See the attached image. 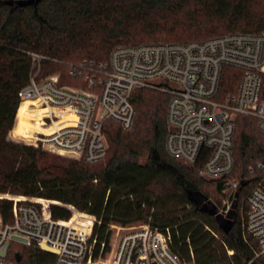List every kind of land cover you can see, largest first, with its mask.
<instances>
[{
    "label": "trees",
    "instance_id": "1",
    "mask_svg": "<svg viewBox=\"0 0 264 264\" xmlns=\"http://www.w3.org/2000/svg\"><path fill=\"white\" fill-rule=\"evenodd\" d=\"M15 1L0 0V194L57 201L95 216L97 253L111 239L109 228L114 231L112 251L99 262L113 259L122 234L148 224L170 235L172 250L183 260L264 264V256H256L257 242L243 232L249 213L247 195L264 178V135L254 118H237L235 167L227 178L239 180L235 191L224 188L225 180L203 179L199 166H188L168 154L170 96L157 90L135 94L136 118L131 129L105 122L108 151L98 163L65 158L8 139L17 121L19 93L33 74L40 79L59 74L63 84L76 85L72 68L85 62H107L121 46L187 44L232 33L262 34L264 0H42L25 7L10 4ZM34 54L44 59L37 63ZM240 75L236 69L226 70L224 93L237 89ZM23 112L31 113L33 120L40 117L30 106ZM42 129L33 126V137ZM190 192H201L218 210L212 193L227 197L233 206L238 192L237 209L226 216L213 215L196 208ZM11 209V202H0L5 220ZM52 210L57 219L71 216L59 206ZM229 214L234 217L228 218ZM23 246L11 252V244L9 258L15 260L19 252L21 264H54L55 254Z\"/></svg>",
    "mask_w": 264,
    "mask_h": 264
},
{
    "label": "built area",
    "instance_id": "2",
    "mask_svg": "<svg viewBox=\"0 0 264 264\" xmlns=\"http://www.w3.org/2000/svg\"><path fill=\"white\" fill-rule=\"evenodd\" d=\"M35 62L44 59L34 54ZM228 68L241 72L237 89L224 93ZM76 85L63 84L59 74L38 78L33 74L20 91V105L40 113L43 128L32 147L69 159L94 164L106 158V121L124 130L136 118L135 94L143 89L170 96L167 107L168 154L188 166H199L207 181H224V188L237 190L239 180H227L235 167L234 145L237 118H254L264 135V33H232L187 44H145L114 49L107 62H85L72 68ZM19 105V106H20ZM17 117V115H16ZM16 122V121H15ZM259 168H262L259 165ZM22 197V196H21ZM0 195L12 203L5 220L0 211V264H21L5 257L3 250L13 235L28 240V246H47L55 252L54 264H106L112 251L98 239L95 216L61 202ZM249 213L244 235L257 242L256 256H264V180L247 195ZM67 209L68 219H57L52 208ZM232 209L226 200L223 213ZM145 228L120 236L109 264H199L183 260L171 248V238L145 224Z\"/></svg>",
    "mask_w": 264,
    "mask_h": 264
},
{
    "label": "water",
    "instance_id": "3",
    "mask_svg": "<svg viewBox=\"0 0 264 264\" xmlns=\"http://www.w3.org/2000/svg\"><path fill=\"white\" fill-rule=\"evenodd\" d=\"M41 1L42 0H17L15 2H11L10 4H15L18 7L36 6ZM9 141L17 143V144H20V145L32 147V145H27L26 143H19V142L13 141L11 139H9ZM62 157L68 158L67 155H62ZM238 196H239V193L237 192L235 194V201L233 202V206H232L233 210L237 209L236 199L238 198ZM189 197H190V200L192 201V203L196 206V208L202 207L203 210H205V211H207V212H209V213H211L213 215H218V213H219L218 208L216 206H214L211 202H209V198L207 196H205L204 194H202L201 192H190L189 193ZM233 217H234V214H229L228 215V218H233ZM218 218H219V220L221 222L222 221L225 222L223 217L219 216ZM221 224L223 226H225L223 223H221ZM11 239H12L13 242H17V243H20L22 245H27L28 244V240L27 239L21 238L19 236L13 235L11 237ZM9 247H10V245H8L3 250V252L1 253L2 257L6 256L7 250H8ZM42 250H44L46 252H49V253H52V254H55V252L52 251L51 249H49L47 246L42 247ZM15 259H16V261L18 263H21L22 256H21V254L19 252L15 253Z\"/></svg>",
    "mask_w": 264,
    "mask_h": 264
},
{
    "label": "rangeland",
    "instance_id": "4",
    "mask_svg": "<svg viewBox=\"0 0 264 264\" xmlns=\"http://www.w3.org/2000/svg\"><path fill=\"white\" fill-rule=\"evenodd\" d=\"M27 115L28 114H26V112H24V114L22 116H18L17 117V121H16V124L14 126V129L9 133V136H10V138L15 140L16 142L26 143L27 145H31V144H33V142L35 140V138H34L35 136L33 137V135H32V127L33 126H38L40 124L38 122H35V121L31 120L29 118V115L28 116ZM9 136H8V138H9ZM263 180H264V178H263ZM0 195H5V196H7V198H8V195L12 196V197H17L18 196L19 199L23 198V196L21 197L19 195H12V194H0ZM211 198H212V201L216 205L219 204V207H220L219 208L220 209L219 213L222 214L223 212L221 211V207H222V204L226 200H228L227 197L221 196V195H219L217 193H212L211 194ZM238 212H239V210H238ZM240 213H242V216H243V206L240 207ZM223 214L225 216L227 215V213H223ZM11 244H12V248H11L12 251L10 250L11 252H14L15 250L19 251V250H21L24 247L22 244L17 243V242H12Z\"/></svg>",
    "mask_w": 264,
    "mask_h": 264
},
{
    "label": "bare ground",
    "instance_id": "5",
    "mask_svg": "<svg viewBox=\"0 0 264 264\" xmlns=\"http://www.w3.org/2000/svg\"><path fill=\"white\" fill-rule=\"evenodd\" d=\"M31 105V103L30 102H23L20 106H19V108H18V111H17V117L18 116H22L23 114H24V112H23V110H24V108L25 107H28V106H30ZM29 115V118L31 119V120H33V115L30 113V114H28ZM27 115V116H28ZM40 132V131H39ZM39 132H35V134H34V138H35V140H36V137H37V135H38V133ZM9 138H10V136H9ZM11 140H13L12 138H10ZM35 140H34V142H35ZM13 141H15V140H13ZM33 142V144H31V145H33L34 146V143ZM29 143V142H28ZM30 144V143H29ZM19 200H22V201H25L24 200V198H20ZM112 261V259L111 260H109V261H107V262H105L106 264H109L110 262ZM98 263H103V262H98Z\"/></svg>",
    "mask_w": 264,
    "mask_h": 264
}]
</instances>
